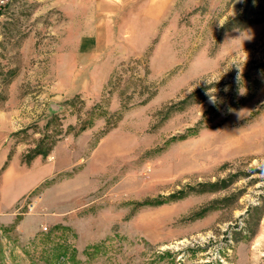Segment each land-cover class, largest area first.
Returning a JSON list of instances; mask_svg holds the SVG:
<instances>
[{"label": "rangeland", "instance_id": "rangeland-1", "mask_svg": "<svg viewBox=\"0 0 264 264\" xmlns=\"http://www.w3.org/2000/svg\"><path fill=\"white\" fill-rule=\"evenodd\" d=\"M0 124V264H264V0H13Z\"/></svg>", "mask_w": 264, "mask_h": 264}, {"label": "crops", "instance_id": "crops-1", "mask_svg": "<svg viewBox=\"0 0 264 264\" xmlns=\"http://www.w3.org/2000/svg\"><path fill=\"white\" fill-rule=\"evenodd\" d=\"M5 127L0 124V221H9L17 203L52 173L49 164L40 165L39 158L31 163L21 161V150L11 156L6 146ZM4 223V222H3Z\"/></svg>", "mask_w": 264, "mask_h": 264}, {"label": "built area", "instance_id": "built-area-1", "mask_svg": "<svg viewBox=\"0 0 264 264\" xmlns=\"http://www.w3.org/2000/svg\"><path fill=\"white\" fill-rule=\"evenodd\" d=\"M6 7V0H0V11Z\"/></svg>", "mask_w": 264, "mask_h": 264}, {"label": "bare ground", "instance_id": "bare-ground-1", "mask_svg": "<svg viewBox=\"0 0 264 264\" xmlns=\"http://www.w3.org/2000/svg\"><path fill=\"white\" fill-rule=\"evenodd\" d=\"M13 0H6V5L12 2Z\"/></svg>", "mask_w": 264, "mask_h": 264}]
</instances>
